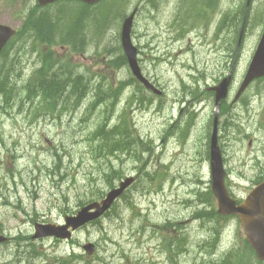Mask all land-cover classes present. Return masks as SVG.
<instances>
[{
  "label": "rangeland",
  "instance_id": "rangeland-1",
  "mask_svg": "<svg viewBox=\"0 0 264 264\" xmlns=\"http://www.w3.org/2000/svg\"><path fill=\"white\" fill-rule=\"evenodd\" d=\"M119 1L42 8L37 0H0V23L19 30L0 56V235L11 237L0 246V264H225L239 253L242 264H259L237 217L197 212L218 208L212 194L203 200L211 192L214 116L207 89L230 72L219 126L226 186L243 201L264 179V79L231 103L264 30V0L253 1L240 48L246 0H216L199 21L181 0H124V8ZM137 5L133 41L162 97L140 90L128 65L116 61L123 19ZM31 17L44 36L54 30L57 43L36 38L32 24L25 30ZM69 72L81 80L80 94L54 100L36 88L43 73ZM99 88L100 99L112 98L101 104ZM107 117L108 131L119 124V139L128 138L126 129L135 139L116 153L95 137ZM127 176L135 184L99 224L69 241L33 239L36 223H63ZM169 220L175 225L164 227ZM172 237L184 245L169 246ZM88 242L96 245L92 254L82 248Z\"/></svg>",
  "mask_w": 264,
  "mask_h": 264
},
{
  "label": "water",
  "instance_id": "water-1",
  "mask_svg": "<svg viewBox=\"0 0 264 264\" xmlns=\"http://www.w3.org/2000/svg\"><path fill=\"white\" fill-rule=\"evenodd\" d=\"M40 5H48L58 0H37ZM86 4H95L101 0H81ZM251 1V0H250ZM137 9L124 19L121 29V44L127 57L129 67L133 75L149 90L161 94L155 85L143 74L138 61V48L132 40V30ZM243 32V31H242ZM16 30L10 26L0 24V52L8 41L15 35ZM264 77V31L248 67L244 80L235 97L237 100L248 86L256 79ZM232 73L224 78L218 86L212 88L216 92L215 105L219 109L221 102L228 97L229 87L232 81ZM218 123L219 113L216 110L214 118V129L211 138V175L212 191L218 200L219 213L230 216L237 215L240 219L248 241L257 252V256L264 261V181L258 184L244 199L238 204L233 199L225 185L226 171L223 163V155L218 143ZM134 182L133 177H128L120 185L112 189L100 202H93L84 206L76 215L67 216L65 224H43L35 225L36 232L34 238H45L54 236L61 239H70L72 231L77 230L88 222L94 221L103 216L113 205V203L129 188ZM7 240L6 236L0 235V244ZM86 251L92 253L95 249L93 243L83 246Z\"/></svg>",
  "mask_w": 264,
  "mask_h": 264
},
{
  "label": "trees",
  "instance_id": "trees-1",
  "mask_svg": "<svg viewBox=\"0 0 264 264\" xmlns=\"http://www.w3.org/2000/svg\"><path fill=\"white\" fill-rule=\"evenodd\" d=\"M183 1H184V4H185L186 1H190V0H181V9H182V6H183ZM191 1H192V4L190 5V12H191V14H196L197 12H194V11L196 10V7H197V0H191ZM119 2L122 3V4L119 3L121 5V7L124 8V6H126L124 0L123 1L120 0ZM123 12H121V13L118 12V15L121 17L123 15ZM32 19H33V17L30 18V21H27L26 22L25 30L28 29V27H29L30 24L34 25L35 28H31L29 30H31L32 33H34V36L36 38L38 37L41 40H45V38H48V37L51 38V37H53V35H56V33H55L54 30L49 29V31H48L49 34H46V35H48V37L44 36L43 35V27L39 26L38 23L32 21ZM119 58H122V60H121V62L120 61H117V64L118 65H121L123 63L127 65L126 57L123 54L122 55H119ZM64 74H67L65 76V78L68 81L64 82V84H60L59 82H54V81H52V80L49 79V78L54 77L53 74H50V75L46 76V73H43L41 75L42 78H40L39 83L37 84V89L39 90V92L42 91L41 93L42 94H45V96L47 98H49V99H52V97L49 96V95H55L57 93H60L61 95H64L65 93L67 94V92H69L70 90L72 91V93H80L81 92V90H80L81 89V80L78 79L76 76H74L70 72L69 73H64ZM132 80L136 84H138L140 86L139 87L140 90L144 89V86L142 84H140L139 81L136 78L133 77ZM140 90H138V91H140ZM0 91L2 93H4V94L6 93V91L3 88L2 84L0 85ZM100 91H101V88H99L98 96L100 95ZM100 98L101 97L99 96V102L102 104V103H104L105 101L109 100L112 97H103L102 99H100ZM139 100H140L141 103H144V97L143 96H141L139 98ZM107 122H108V117L106 119V124H104L97 132H95V137H96L97 140H100L101 141V146L102 147H104V148H110V151L112 153H116V152H118L121 149L122 144H124L123 145V148H126L129 145H131V143L133 141H135V139H133V137H131V135H129V130L128 129H126V131H127L126 136H128V138L124 139L123 141L121 139H119L117 137V134H118L119 130H122L121 129V126L119 124H116V125H114L108 131L106 129ZM122 142H124V143H122ZM112 181H113L112 178H110L108 180V182H109L110 185H112ZM211 194L212 193L210 191L207 193V196L205 197V199H203L204 202H210L211 201ZM200 195H202V193H198V196H200ZM123 196L121 198H123ZM100 198H102L101 195L98 196L95 199H100ZM197 201L200 202V204H201V200L200 199L197 200ZM117 202L111 207V209L105 214L104 217H107V216L111 215L113 212H115ZM197 216L198 217H202L204 219H212V218H215V217L225 218V217L219 215L217 211H215V210L208 211L207 208H199L198 209V212H197ZM115 218L118 221H121L122 220V217L121 216H116ZM101 220L102 219L95 221L93 223V225L99 224L101 222ZM174 225L175 224L169 220L168 222L165 223L164 227L174 226ZM143 227L144 226H142V228ZM184 243H185V239L184 238H181V237H178V238L177 237H172L171 239H169V246L175 244L178 247L179 245H184ZM246 248L250 250L251 254L254 257H256L253 249L250 247V245L247 242H246ZM237 257H238L237 261L236 262H233V263L234 264H240V263L242 264V261L244 259H240L242 257L241 256V253H239L235 258H237ZM233 263H232V261H225V264H233ZM258 263L259 264H262L259 261H258ZM52 264H56V262L53 261ZM247 264H251V262H247Z\"/></svg>",
  "mask_w": 264,
  "mask_h": 264
},
{
  "label": "bare ground",
  "instance_id": "bare-ground-1",
  "mask_svg": "<svg viewBox=\"0 0 264 264\" xmlns=\"http://www.w3.org/2000/svg\"><path fill=\"white\" fill-rule=\"evenodd\" d=\"M44 15V14H43ZM43 15L42 16H40L39 17V19H41L42 17H43ZM39 19H37V20H39ZM34 21V22H36V23H38L39 24V26H41V24H40V22L39 21ZM32 27L33 28H35V26L34 25H32ZM56 33V32H55ZM59 36H56V35H53V37H48V38H45V40L47 41V42H51V43H53V42H57V38H58ZM72 39H70V40H79L77 37H71ZM87 38V37H86ZM66 40V39H65ZM84 40V39H83ZM63 41H64V39H63ZM65 42V41H64ZM84 42V41H83ZM121 60H122V58H119V56H117V58H116V61H120L121 62ZM123 63V62H122ZM124 64V63H123ZM122 65V64H121ZM120 65V66H121ZM67 74H64V73H53V76L54 77H52V78H49L50 80H52V81H54V82H59L60 84H64V82H66V81H68L66 78H65V76H66ZM75 76V75H74ZM78 78V77H77ZM79 79V78H78ZM39 83V82H38ZM37 88V87H36ZM64 89V88H63ZM1 92V91H0ZM40 92H42V91H40ZM59 92V91H58ZM68 93V92H67ZM71 93H72V91H71ZM72 94H77V93H72ZM80 94V93H79ZM49 95V94H48ZM65 95V94H64ZM64 95H61L60 93H57V94H55V95H49V96H51L54 100H60V99H64L65 98V96ZM174 163H176V162H174ZM174 163H172V164H174ZM130 188H128V189H126L125 190V193L129 190ZM11 241V240H10ZM7 242H9V241H7ZM93 243V242H92ZM70 264V263H69Z\"/></svg>",
  "mask_w": 264,
  "mask_h": 264
}]
</instances>
